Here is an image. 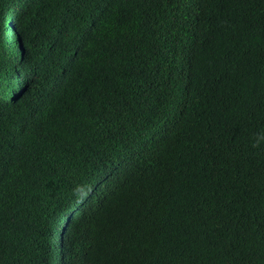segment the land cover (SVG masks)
Masks as SVG:
<instances>
[{"label": "trees", "instance_id": "16d2710c", "mask_svg": "<svg viewBox=\"0 0 264 264\" xmlns=\"http://www.w3.org/2000/svg\"><path fill=\"white\" fill-rule=\"evenodd\" d=\"M0 264H264V0H0Z\"/></svg>", "mask_w": 264, "mask_h": 264}]
</instances>
